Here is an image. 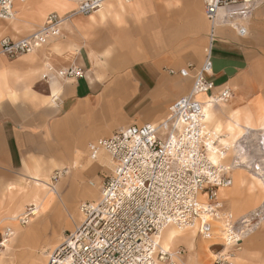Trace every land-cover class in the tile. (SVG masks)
Instances as JSON below:
<instances>
[{
  "label": "crops",
  "instance_id": "crops-1",
  "mask_svg": "<svg viewBox=\"0 0 264 264\" xmlns=\"http://www.w3.org/2000/svg\"><path fill=\"white\" fill-rule=\"evenodd\" d=\"M79 1H15L14 17H0V39L25 37L47 14H68ZM204 2L104 0L96 12L71 16L60 34L39 49L14 58L0 53V201H13L6 211L15 220V227L7 228L10 234L4 247L22 249L18 255L24 264L37 262L42 254L48 257L64 241L53 244L50 252L45 247L54 241L46 246L32 244L35 231L44 232L51 218H59L60 229L65 225V230H71V224H61L62 219H81L79 203H74L83 198H77L76 187H69V172L97 177V182H87V191L98 196L101 178L94 160L87 158L88 142L108 137L122 126L158 122L173 101L189 92L192 76L178 71L188 63L199 67L203 62L202 48L210 28ZM238 22L245 33H238ZM215 35L206 73L214 87L199 99L207 102L215 93L230 91L226 101L206 105L208 123L222 132L220 143L229 144L250 129H264V0H254L249 14L231 24L222 14ZM48 64L54 70L72 64L83 75L64 79ZM95 160L111 170L106 153ZM229 160L226 156L223 162ZM54 169L67 170L55 184L45 174ZM35 177L51 181L55 192L24 185L26 178ZM231 177L232 184L220 189L219 198L225 209L241 216L263 200L264 186L244 169L233 170ZM91 197L83 201L98 198ZM34 203L39 213L27 224L17 223V217ZM192 229H184V234L166 244L161 233L159 243L169 249L182 242L193 247L198 232L191 236ZM201 240L204 245L222 244L216 227L211 239ZM0 264L18 262L1 255Z\"/></svg>",
  "mask_w": 264,
  "mask_h": 264
},
{
  "label": "built area",
  "instance_id": "built-area-1",
  "mask_svg": "<svg viewBox=\"0 0 264 264\" xmlns=\"http://www.w3.org/2000/svg\"><path fill=\"white\" fill-rule=\"evenodd\" d=\"M15 1L26 0H0L1 18L14 17ZM103 1L80 0L72 13L90 14L101 8ZM252 2L205 0L210 28L203 47V62L199 67L188 63L178 71L182 76H192L189 92L173 101L158 122L129 124L108 137L88 142L89 158L95 160L106 153L111 170L100 180L98 198L79 203L81 219L48 256L46 264H184L180 246L169 249L158 242L166 224L197 223L198 232L210 236V219H219L225 243L233 249L264 221V201L247 215L234 217L217 199L219 188L231 184L230 173L234 168L244 167L253 172L264 166V129L247 131L237 151L230 153L231 149L219 141L222 132L208 123L204 102L198 97L214 87L206 73L211 68L218 7L226 10L231 24L249 14ZM64 21L63 16L51 12L31 34L17 40L2 37L0 53L10 58L31 53L58 36ZM236 29L245 33L239 22ZM47 67L64 79L83 75L72 64L57 70L49 64ZM229 96L226 89L213 94L209 102L215 105ZM211 151L220 160L213 161L209 157ZM226 156L230 158L228 163L223 162ZM64 173V169H56L51 179L56 181ZM30 212L31 208L27 209L21 223L28 222ZM53 255L59 260L55 261ZM212 264L237 263L233 253H222Z\"/></svg>",
  "mask_w": 264,
  "mask_h": 264
},
{
  "label": "rangeland",
  "instance_id": "rangeland-1",
  "mask_svg": "<svg viewBox=\"0 0 264 264\" xmlns=\"http://www.w3.org/2000/svg\"><path fill=\"white\" fill-rule=\"evenodd\" d=\"M204 45H203V47H204ZM202 51H203V48H202ZM87 158H89V157H87ZM97 161L98 160H94L93 165L96 166L98 175L100 176V178H102L104 175L109 173L110 169H109L108 165L97 164ZM79 168H81V167H79ZM76 169H78V164L76 166ZM55 170L56 169L46 171L45 174L48 175L49 178L51 179V176ZM66 175L67 174L64 173L62 175V177L66 176ZM88 175L89 174H87L86 172L85 173L84 172H69V175L66 177L67 182L70 185L69 187H71L73 185V187L71 189L74 190L76 187L77 191H78V197L76 195L77 191L76 190L73 191L74 192L73 199L75 200L76 197L77 198H79V197L83 198V199L77 200L74 203V204H76V206L78 205V203L85 200L86 198H89L91 196L92 197L90 199L98 197V196H95V194L92 195V193L87 191L89 188L87 186V182L89 180L97 182L96 180H98L97 177L92 178V179L87 178ZM51 180H52L53 184H55L59 180H61V178H58L56 181L53 179H51ZM23 183H24V185L28 184V183H30V184L33 183L32 178H26ZM56 195H58V194H56ZM56 200H58V199H56ZM12 203H13V201H10L9 203H7V201L4 202L3 200L0 201V242H2V240H3V236H4L3 233L5 231V227H7V226H11L12 228L15 227L14 226L15 220L10 218L9 212L6 211V209H8V207H9V205H12ZM66 208L68 209L69 212H72L71 206H68L66 204ZM26 209H25V211H26ZM38 213H39V207H37V213L34 214L33 216L37 215ZM234 213H236V212H234ZM236 214L240 215V213H236ZM63 217L67 218L66 211H63ZM17 218H18L17 223H19L18 222L19 217H17ZM62 223L63 224H65V223L71 224V230H72L74 225L77 223V221H75V220L71 221L69 218H67L66 220L62 219L61 224ZM59 224H60L59 218H58V220L56 219V217L51 218L50 222L48 223V226L46 227L44 232L42 231L41 233H38L37 231H35L34 239H32V244H35L37 246L44 244L46 246V245H49V243H51L52 241H54L49 246L45 247L46 252H50V250L53 248V246L57 242H59L63 238H65V236L69 233V231H71V230H65L66 229L65 225H63L62 228L60 229ZM24 227H26V226H24ZM182 240H184V239H182ZM201 241H202L201 237L197 234L195 236V240H193V247H190L189 245L185 244V242H182L181 244H179L180 247L183 249V252H184V264H212L213 253H216L218 251L223 250V245H221L220 243L204 245L201 243ZM173 243H175V242H173ZM4 246L3 245L0 246V256L5 255V256H8L9 258H11V260H13L14 262H18V264H24L20 260V257L18 255V253L20 251H22V249L17 248L15 250L14 246H12L10 249H6ZM237 248H239V249L236 250L235 248H233V249H228V251L233 252V255H234L235 259L238 261V263H240V264H264V221H262L259 224V226L253 232L249 233L247 236L242 238V240H241V242ZM236 257H238V258H236ZM40 259L37 262H34L33 264H46V259H48V257L46 255L42 254V255H40Z\"/></svg>",
  "mask_w": 264,
  "mask_h": 264
},
{
  "label": "bare ground",
  "instance_id": "bare-ground-1",
  "mask_svg": "<svg viewBox=\"0 0 264 264\" xmlns=\"http://www.w3.org/2000/svg\"><path fill=\"white\" fill-rule=\"evenodd\" d=\"M125 1H128V0H125ZM104 2V1H103ZM253 2H254V0H253ZM253 2H252V4H253ZM14 4V3H13ZM76 7H77V5H76ZM76 7L73 9V11L76 9ZM102 7H103V5H102ZM102 7L100 8V9H102ZM12 9H13V7H12ZM100 9H97V10H95L94 12H96V11H98V10H100ZM205 10V9H204ZM72 11V12H73ZM13 12H14V9H13ZM72 12H70V13H68V14H65V15H61V14H59V15H61V16H63L64 17V22H63V24L66 22V21H68L69 19H70V17L71 16H73V15H76V14H81V13H72ZM218 13H219V16L217 17V19H216V23H218V20H220V17H221V15L222 14H225V15H227L226 14V10H224L223 8H221V7H218ZM58 14V13H57ZM88 15V14H87ZM13 18V17H12ZM5 19H9V18H5ZM237 28H238V25H237ZM52 39V38H51ZM48 42V41H47ZM206 43H207V41H206ZM205 43V44H206ZM21 55H24V54H21ZM200 95H202V94H200ZM199 97V96H198ZM208 103H210L211 104V102H209V101H207V102H204V111H205V114H206V119H207V111H206V105L208 104ZM244 138V136H241V137H239V138H235V139H233L232 140V142L231 143H229V144H227V143H223V144H225V145H227L228 146V148H230L231 150H230V152L232 153L233 151H237V149L240 147V140L241 139H243ZM220 139V138H219ZM209 157L213 160V161H215V162H217L218 160H220V158H219V156H218V154L217 153H215L214 151H211L210 153H209ZM225 159V158H224ZM223 159V160H224ZM241 159H244V156L243 155H241ZM237 169H244V170H246L249 174H250V176H253V179H255V180H257L258 181V183L260 184H262L263 183V185L262 186H264V166L261 168V169H259V170H257V171H253V172H251V171H249L248 169H246V168H244V167H236V168H234L233 170H237ZM61 170H63V169H60V171ZM232 170V171H233ZM64 171H65V173L67 172V170L66 169H64ZM231 171V172H232ZM63 172V171H62ZM230 176H231V173H230ZM60 177H62V175L60 176ZM59 177V178H60ZM256 178H258V179H256ZM50 179V178H49ZM51 180V179H50ZM32 181H33V183H28V184H30V186L33 184L34 186H44V187H46L47 189H49L50 191H53V192H55V189L53 188V186H52V184H51V181H45V180H42V179H40L39 177H35V178H32ZM261 181V182H260ZM231 184H232V177H231ZM230 184V185H231ZM230 185H228V186H226V187H229ZM226 187H220L219 188V190H218V192H217V199L220 201V202H222L221 200H220V198H219V192H220V189H224V188H226ZM241 188V187H240ZM264 189V188H263ZM263 201H264V198H263V200L258 204V205H256L253 209H251L250 211H248V212H246V213H244L243 215H241V217L242 216H245V215H247L249 212H251V211H253L254 209H256V207H258L259 205H261L262 203H263ZM38 203V202H37ZM38 204H36V203H34V206H32V207H28L27 209H29V208H31V215H29L28 216V222H29V220H30V217L31 216H33L34 214H36L37 213V206ZM27 209H26V211H27ZM78 210H79V208H78ZM26 211L25 212H23L22 213V215L19 217V220H18V222L20 223V224H22V225H24L23 223H21L20 222V219H21V217L22 216H24V214L26 213ZM80 212V211H79ZM230 212V211H229ZM232 213V212H231ZM81 214V213H80ZM232 215L234 216V217H240V216H235L233 213H232ZM18 219V218H17ZM27 222V223H28ZM27 223H25V224H27ZM168 225H173V226H175V227H172V226H168ZM210 225H211V231H212V233H211V235L210 236H202L199 232H198V230H197V228H198V225H197V223H187V224H184V225H178V224H172V223H170V224H166L163 228H162V230H161V233H162V235H161V233H160V235L163 237V240L165 241V244H166V242L167 241H171V240H173L175 237H179V236H181L182 234H184V229H187V228H194V229H192V233H190V235L191 236H193L194 234H195V231L197 230V232H198V234L200 235V237L202 238V239H206V240H209V239H211L212 237H213V234H214V231H215V227L217 228V231H218V233L220 234V238H221V240H222V244L221 245H223V250H221V251H218V252H216V253H213V259H212V261H214V259L217 257V255H219V254H222V253H233V252H231V251H228V249H230L229 248V244H226L225 243V240H224V238H225V234H224V232H223V223H222V221L221 220H219V219H214V218H211L210 219ZM168 226V227H167ZM165 229V230H164ZM256 228H253L252 230H250V232H248L245 236H247L249 233H251V232H253L254 230H255ZM164 230V231H163ZM10 234V232L6 229L5 230V232H4V236H3V240H2V242H0V246H4V245H6L7 244V241H8V235ZM193 234V235H192ZM160 235H159V238H160ZM244 236V237H245ZM243 237V238H244ZM159 238H158V242H159ZM162 240V241H163ZM61 244V243H60ZM59 244V245H60ZM160 244V243H159ZM240 244V243H239ZM238 244V245H239ZM58 245V246H59ZM238 245L235 247V249L236 250H238L239 248H237L238 247ZM58 246H56V248L58 247ZM55 248V249H56ZM54 249V250H55ZM53 250V251H54ZM53 251L50 253V255L53 253ZM53 257L54 258H56V260L55 261H57V260H59V257H57L56 255L54 256L53 255ZM237 258V257H236ZM236 260V259H235ZM236 263L237 264H239L238 263V261L236 260Z\"/></svg>",
  "mask_w": 264,
  "mask_h": 264
}]
</instances>
